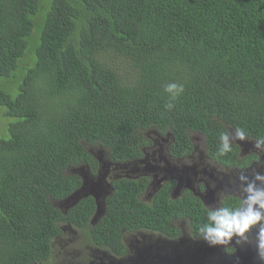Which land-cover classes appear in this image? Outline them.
<instances>
[{
  "label": "trees",
  "instance_id": "1",
  "mask_svg": "<svg viewBox=\"0 0 264 264\" xmlns=\"http://www.w3.org/2000/svg\"><path fill=\"white\" fill-rule=\"evenodd\" d=\"M169 82L184 85L172 111ZM236 127L264 136V0H0V264L48 260L61 223L122 259L123 232L175 239L188 221L199 240L204 203L190 190L172 198L173 179L145 201L149 175H110L97 217L92 194L65 210L54 202L105 176L87 145L138 160L151 128L170 136L174 159L194 150L195 133L206 156L245 169L255 154L237 143L216 155Z\"/></svg>",
  "mask_w": 264,
  "mask_h": 264
},
{
  "label": "rangeland",
  "instance_id": "2",
  "mask_svg": "<svg viewBox=\"0 0 264 264\" xmlns=\"http://www.w3.org/2000/svg\"><path fill=\"white\" fill-rule=\"evenodd\" d=\"M141 132L146 138H150L153 141L152 145L143 148L144 156L141 158L142 160L138 159L127 162H112L108 158L106 148L98 144L87 145V149H89L96 158H99L100 173L105 174V176L101 179L98 178L99 180L84 178L83 187L79 191H76L79 197L83 196L84 194L94 193V191L97 189V182L100 180L106 181L110 175L137 177L141 174H148L152 177L151 185L154 186L156 179H159L162 175H173L170 166H167L165 163L166 160H169L170 163L181 161L186 164L194 165V167L190 170H188L186 167V170H188L191 175H193L192 177H195L194 180L198 178L210 180L208 183L210 188H217V198L218 193L221 191L225 189L234 190L236 187H238L240 183L238 180L240 172L248 175L250 179L252 178L254 172H260L264 174V153H259V157L257 156L258 150L255 148V139L246 137V139L243 141H235V143L239 145L240 150L244 151L241 152V154L243 153L242 155L248 156L251 155L250 153L255 154V158L249 161L250 163L247 168L236 169L234 167L223 166L206 156L205 145H203V142L193 138V136L196 135L195 133L191 136V139H193L192 142L194 144V150L189 155L177 160L168 157L166 152V146L168 145L170 139L169 135L163 137L157 132V130L152 128L141 130ZM231 133L234 134L235 130H232ZM156 158L160 159L158 161L159 165L163 166L162 174L159 172V167L155 166L154 159ZM145 165L148 166V168L150 166H153L154 168H149L147 172L144 169ZM74 172L83 173L84 176L87 175L85 168L82 165L78 168L76 167ZM221 173H223L224 176H229L232 181H235V184H233L231 181V185H225L223 183L224 176L221 177ZM209 175L210 178L208 179ZM178 177L180 178L179 172ZM220 179L221 184H219ZM104 186L105 184L100 186V193L105 192L106 187ZM208 193V199H212L214 193L212 191H208ZM146 194L147 193L145 192L142 198L145 201H148L151 196L146 197ZM74 198V196L67 200H65V198L61 201L54 202V204L60 209H66L72 205ZM97 199L100 203L101 194L97 195ZM101 213L102 206H99L96 217ZM96 217L95 219H97ZM59 225L60 228L63 229L60 234H58L57 237L53 239L50 258L47 261L37 264H83L84 260L90 258L94 259L92 264H238L239 262H241V264H253L254 261L251 260L258 258L254 241L255 229H253L250 237L251 242H247L246 245H244L245 243L239 244L241 247L243 246V249L246 246H249L250 251L246 248V252H243L242 248L238 247L240 254L237 255L236 258L230 257V255L232 256V252L229 253L225 246H223V248L226 253L220 252L221 246H209V244L203 239L198 240L194 237L189 240L187 235L188 233H186L188 228L186 226L180 227L182 230L181 235L174 241L165 239L159 233L151 232L149 230L137 231L133 234L124 232L122 240L129 250L127 254L129 256L126 259H122L116 256L109 258L107 257V252L97 249L90 243L84 242L80 230L71 224L69 225L61 223ZM172 242H174L175 245L171 244Z\"/></svg>",
  "mask_w": 264,
  "mask_h": 264
},
{
  "label": "clouds",
  "instance_id": "3",
  "mask_svg": "<svg viewBox=\"0 0 264 264\" xmlns=\"http://www.w3.org/2000/svg\"><path fill=\"white\" fill-rule=\"evenodd\" d=\"M163 90L168 97L164 108L167 111H172L176 106V101L184 92V85L169 82L164 84ZM246 137L249 136L240 127L235 128L234 134L229 130L221 132L216 155L218 157L226 156L233 151L235 141H243ZM255 148L258 150V157L259 153H264V136H259L255 139ZM165 163L170 166L176 184L177 179L181 182L175 166L173 167L169 160H166ZM103 177H94L90 174L89 178L99 180ZM238 180L240 183L234 190L225 189L218 193V200L215 206H206L204 204L205 220L196 228V235L207 242L209 246H225L226 250L231 253L234 251L232 246L233 239L235 238L236 244L251 242L250 237L253 229H255L254 241L257 256L260 261H264V174L254 172L250 179L248 175L240 172ZM231 181L232 179L229 176L223 178V183L231 184ZM232 183L235 184V181H232ZM102 184H105L104 187H106L104 193H108L110 187L108 182L103 180L98 181L97 189L94 191L96 197H94V193H91L98 204H102V196H104V193H100ZM98 194H101L100 203L97 199ZM214 196L217 197L216 192H214Z\"/></svg>",
  "mask_w": 264,
  "mask_h": 264
},
{
  "label": "flooded vegetation",
  "instance_id": "4",
  "mask_svg": "<svg viewBox=\"0 0 264 264\" xmlns=\"http://www.w3.org/2000/svg\"><path fill=\"white\" fill-rule=\"evenodd\" d=\"M241 152V151H240ZM242 152H244L243 150H242ZM243 154V153H242ZM244 154H247V153H244ZM168 155V154H167ZM168 157H170L169 155H168ZM171 159H173L172 157H170ZM155 160V166H157V167H159V172H160V174H162V169H161V167H163V166H160L159 165V158H156V159H154ZM145 162H146V159H145ZM174 165H173V167L175 166V168H176V170H177V174H178V172L180 173V186L179 185H177L176 184V180L173 178V176L174 175H168V176H166V175H162L159 179H156V181H155V183H154V186L153 185H151V180H152V177L151 176H149V177H151V180H150V182H149V184H148V187H147V194L145 195L146 197H149V196H151L150 197V199L148 200V201H150L151 199H152V197L154 196V192L157 190V189H159L160 187H161V185L165 182V181H167V180H169V179H173L174 181H175V185H174V189H172L171 190V192H170V195L172 196V198H175V197H177V196H179V195H181V194H183L186 190H190L194 195H196V196H198L202 201H203V203L206 205V206H215L216 204H217V200H218V198L217 197H212V199H208V197H209V193H208V191L209 190H211L213 193L214 192H218L217 191V188H210V186H209V182H210V180H204V179H201V178H198V179H195L194 180V178L195 177H192L193 175H191V173L188 171V170H190V169H192L193 167H194V165H190V164H186V163H184V162H181V161H179L178 163H175V162H172ZM191 164H194V163H191ZM186 167H187V169L188 170H186ZM188 167H191V168H188ZM149 168H154L153 166H150ZM149 168H148V166H144V169L148 172V170H149ZM210 169H211V167H210ZM176 174V175H177ZM148 175V174H147ZM203 175V174H202ZM221 175V177H223L224 176V174L223 173H221L220 174ZM192 177V178H191ZM191 178V179H190ZM210 178V175L208 176V179ZM223 178H225V176L223 177ZM189 179V180H188ZM205 182H204V181ZM201 182H203L205 185V188H202V186H200V184H201ZM155 184H157V185H155ZM219 184H221V179H220V181H219ZM225 185H231L230 183H224ZM209 189V190H208ZM188 221H182V224H180L179 225V228L180 227H182L183 225H187L188 226ZM186 226V227H187ZM184 227V226H183ZM188 229H189V226L187 227ZM181 229V228H180ZM151 232H153V231H151ZM181 232H182V230L180 231V234H179V236L181 235ZM158 233V232H157ZM187 233V232H186ZM160 234V233H159ZM160 235H162V234H160ZM188 235V239L189 240H191L192 238H194L195 236L194 235H192V234H190V233H188L187 234ZM163 236V235H162ZM178 236V237H179ZM165 239H169V238H166L165 236H163ZM178 237H176L175 239H177ZM175 239H170V241H174ZM244 245H246V243L244 244ZM232 246L234 247V249L235 250H237L235 253L237 254V255H239L240 253H239V248L238 247H240V248H242L241 247V245H239V244H236V242H235V238L233 239V241H232ZM97 248V247H96ZM97 249H99V248H97ZM220 252H224V253H226L225 251H224V248H223V246H221V248H220ZM243 250V249H242ZM236 255V256H237ZM129 255H127V257H128ZM109 257L110 258H112L113 256H111V255H109ZM230 257H231V255H230ZM95 258H96V256H95ZM130 259V258H129ZM93 258H90V259H87V263L89 264H92L93 263ZM249 260H251V259H249ZM47 261V260H46ZM124 261V260H123ZM126 261V260H125ZM41 262H44V261H41ZM41 262H39V263H41Z\"/></svg>",
  "mask_w": 264,
  "mask_h": 264
},
{
  "label": "water",
  "instance_id": "5",
  "mask_svg": "<svg viewBox=\"0 0 264 264\" xmlns=\"http://www.w3.org/2000/svg\"><path fill=\"white\" fill-rule=\"evenodd\" d=\"M180 182L178 181V179H177V184H179ZM83 186H81V188H82ZM80 188V189H81ZM79 191V190H78ZM87 194H84L83 196H86ZM94 195V197H96V193H94L93 194ZM92 195V196H93ZM72 196H74L75 198H74V202L73 203H75V202H77L81 197H83V196H81V197H79L78 196V194H77V192L75 191L72 195H70V196H68L65 200H67V199H70ZM67 202V201H66ZM72 203V204H73ZM96 206H97V210H96V214H97V212H98V209H99V206H102V204H98V203H96ZM171 244H173V245H175V243L174 242H172ZM165 245V244H164ZM153 247V246H152ZM139 260V259H138ZM139 261H141V260H139Z\"/></svg>",
  "mask_w": 264,
  "mask_h": 264
}]
</instances>
